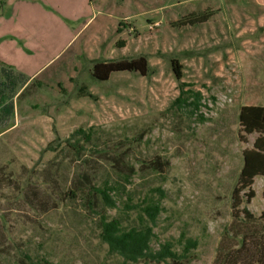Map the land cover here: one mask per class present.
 <instances>
[{
  "label": "rangeland",
  "instance_id": "1",
  "mask_svg": "<svg viewBox=\"0 0 264 264\" xmlns=\"http://www.w3.org/2000/svg\"><path fill=\"white\" fill-rule=\"evenodd\" d=\"M206 9L216 12L204 24H171ZM140 55L149 76L91 75L97 60ZM172 58L202 93L203 117L172 109L180 94ZM0 60L43 84L18 100L0 130V264H17L26 250L59 264L119 261L81 200L52 204L59 186L49 172L62 182L82 168L68 147L79 127H95L101 146L133 145L136 167L157 153L171 160L151 182L166 192L155 248L185 229L202 238L191 264H215L235 218L264 221V0H0ZM90 147L85 154L102 181L109 165ZM26 193L47 199L50 210Z\"/></svg>",
  "mask_w": 264,
  "mask_h": 264
},
{
  "label": "trees",
  "instance_id": "2",
  "mask_svg": "<svg viewBox=\"0 0 264 264\" xmlns=\"http://www.w3.org/2000/svg\"><path fill=\"white\" fill-rule=\"evenodd\" d=\"M216 10L206 9L193 12L173 21L177 28L195 26L208 22ZM125 41L117 42L124 47ZM173 71L180 81V94L174 100L172 109L203 117L199 113L203 95L192 89L193 84L183 81L184 65L178 58H172ZM115 72H137L149 76L150 62L147 56L125 57L121 59L97 60L91 68V75L100 81H108ZM43 87L38 77L27 78L9 64L0 61V130L7 129L9 122L16 113V103L28 94H34ZM17 100V101H16ZM152 126L143 128L134 140L141 143L144 136L151 132ZM75 141H68L76 158L83 160V165L70 180L60 181L53 177L59 186V198L52 199L54 206L59 201H82L85 208L96 213L99 238L108 245V252L117 256V264H191L196 258L197 249L201 245V237L189 235L183 229L179 237L166 239L159 243L158 248L152 245L156 236L154 227L157 224L166 192L161 186L151 184L154 177L166 174L171 167V160L161 153L143 159L139 167L130 161L129 156L133 145L125 144L121 149L106 143L101 146V136L95 127L85 129L79 127ZM91 145L109 165L102 181L97 180L100 168H91L92 159L85 154ZM86 156V157H84ZM84 157V158H83ZM53 162V161H52ZM49 170V169H48ZM139 175L140 184H134V177ZM61 186V187H60ZM34 195V191L30 192ZM26 193L28 201L49 211L47 199L31 197ZM110 210H116L114 215ZM204 235V233H203ZM3 248V247H2ZM17 264H59L45 256L35 259L28 250L16 255ZM111 264V263H104ZM215 264H264V221L256 217H238L227 229L217 247Z\"/></svg>",
  "mask_w": 264,
  "mask_h": 264
},
{
  "label": "crops",
  "instance_id": "3",
  "mask_svg": "<svg viewBox=\"0 0 264 264\" xmlns=\"http://www.w3.org/2000/svg\"><path fill=\"white\" fill-rule=\"evenodd\" d=\"M149 2V1H148ZM156 23V22H155ZM157 23H159V22H157ZM102 30H105V29H102V28H100V31H102ZM1 61V60H0ZM11 66V65H10ZM12 67V66H11ZM91 68H92V66L89 68L90 69V72H91ZM33 77H37V76H33ZM33 77H29L30 79L31 78H33Z\"/></svg>",
  "mask_w": 264,
  "mask_h": 264
}]
</instances>
